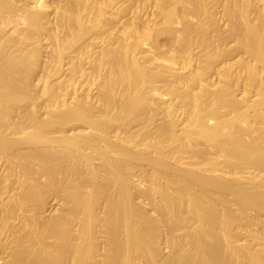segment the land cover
I'll return each mask as SVG.
<instances>
[{
  "label": "bare ground",
  "instance_id": "6f19581e",
  "mask_svg": "<svg viewBox=\"0 0 264 264\" xmlns=\"http://www.w3.org/2000/svg\"><path fill=\"white\" fill-rule=\"evenodd\" d=\"M0 264H264V0H0Z\"/></svg>",
  "mask_w": 264,
  "mask_h": 264
}]
</instances>
